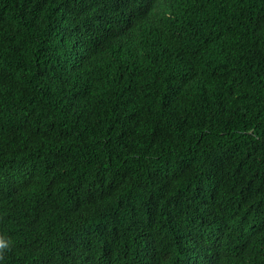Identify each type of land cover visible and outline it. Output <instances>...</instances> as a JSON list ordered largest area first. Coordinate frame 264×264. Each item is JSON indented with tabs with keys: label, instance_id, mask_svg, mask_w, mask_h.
<instances>
[{
	"label": "trees",
	"instance_id": "1",
	"mask_svg": "<svg viewBox=\"0 0 264 264\" xmlns=\"http://www.w3.org/2000/svg\"><path fill=\"white\" fill-rule=\"evenodd\" d=\"M0 264H264V0H0Z\"/></svg>",
	"mask_w": 264,
	"mask_h": 264
}]
</instances>
